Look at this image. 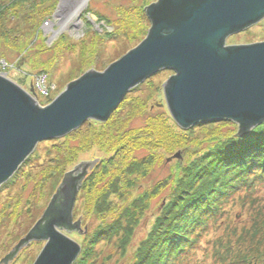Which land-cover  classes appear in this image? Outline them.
Returning <instances> with one entry per match:
<instances>
[{"label":"rangeland","instance_id":"1","mask_svg":"<svg viewBox=\"0 0 264 264\" xmlns=\"http://www.w3.org/2000/svg\"><path fill=\"white\" fill-rule=\"evenodd\" d=\"M129 1L84 0L85 4L78 11L75 19L69 20V24L61 28L60 22L65 16L64 13L60 14L64 7L63 0H0L1 49L7 53V57L3 59L6 65L4 72H1L2 75L4 74L3 77L26 91L39 106H47L70 82L88 71L103 72L110 64L135 48L145 38L146 35L134 36L137 28L134 12L132 11L130 15L122 13L121 8L127 6ZM138 1L144 5V10L153 3V0ZM43 2L52 6V10L41 17L39 25L35 28L34 23L31 22L32 12L41 9L45 5ZM17 4L18 7H16ZM19 10L18 18H13L12 12ZM113 29L117 33L115 39L107 36V34H112ZM63 35L68 37L66 40L69 46L60 49L61 46L56 43L57 41L63 42ZM262 41H264V18L244 31L230 36L226 40V45H248ZM71 46L74 47L71 48ZM33 64L38 66L40 72L30 69ZM173 75L175 74L172 71L162 70L131 89L124 96L125 99H122L123 103L120 102L121 105L119 104L120 107L113 118L122 123L126 122L130 129L140 131L146 124V116L143 114L145 111L152 115L151 117H157L164 111L169 115L164 101L163 86ZM36 76L44 77L47 96H41L36 92L33 85V77ZM30 88L32 93H30ZM89 122L106 123L87 120L83 124ZM213 122L216 121L207 123ZM197 125L202 124L199 123L190 128ZM70 133L66 135L67 141L61 142L59 138L60 141L54 139L39 142L14 175L0 186V259L40 219L65 173L73 170L80 162H91L97 159L98 163V158L103 157V150L99 146L85 152H77L79 150L78 140L90 134L86 132V129L82 128V132L77 134L71 135ZM197 133L199 131H196L195 135ZM196 137L200 138V136H194ZM74 148L77 149L74 150ZM135 148L138 149L135 154L141 158L143 151L139 146ZM73 153H76V156ZM186 154L187 152L183 150L176 151L166 158L164 166H155L145 178L134 180L135 190L130 194L129 201L125 198L120 200L117 195L111 198L113 204L109 207L113 208L111 211L116 213L120 210L123 212L126 204L135 200L138 193L148 191L150 196L158 193L155 198H152L149 209L142 215H138L136 221L138 224L135 227L132 241L124 252L118 249L115 238L103 239L95 243L92 256L88 258L86 264L135 263V248L150 231L154 218L161 208L160 204L162 206L166 200L168 187L162 188L164 186L162 184L169 172L172 173L176 169L177 163H182L188 158ZM175 155H179V158H173ZM95 166L88 169L81 181L82 185L90 175L84 188L89 187L87 182L90 181H92L90 186L94 188L102 183V180L95 179V173L92 174ZM261 177L255 180L250 187L248 185L249 188L235 189L226 193L220 201L221 206L211 218V221H216L208 223L207 228L196 240L197 244L177 257L175 264L226 263L225 259L219 260V258L226 256L228 248L232 249L231 253L236 261L242 257L251 260L242 264H264V178L261 179ZM81 185L74 199L71 218L73 223L80 217L79 228L85 232L79 234L78 230H69V233L62 231L80 247V252L72 264L78 260L86 241L101 223L97 220L96 212L87 214L86 204L91 199V194L87 192V189H80ZM93 215L96 216V221L91 218ZM44 244L45 241L41 240H31L25 243L7 264H33ZM96 253L98 256L94 257Z\"/></svg>","mask_w":264,"mask_h":264},{"label":"water","instance_id":"2","mask_svg":"<svg viewBox=\"0 0 264 264\" xmlns=\"http://www.w3.org/2000/svg\"><path fill=\"white\" fill-rule=\"evenodd\" d=\"M153 1L144 10L150 27L135 48L103 72L88 71L70 82L45 107L0 75V186L39 142L62 138L87 120L106 122L131 89L162 70L175 74L163 95L179 128L229 121L241 136L264 122V41L226 45L264 18V0ZM96 163L80 162L63 175L40 219L0 264L31 240L45 241L33 264L74 262L80 247L62 231L85 232L80 217L72 223L71 215L81 181Z\"/></svg>","mask_w":264,"mask_h":264},{"label":"trees","instance_id":"3","mask_svg":"<svg viewBox=\"0 0 264 264\" xmlns=\"http://www.w3.org/2000/svg\"><path fill=\"white\" fill-rule=\"evenodd\" d=\"M144 1L146 2L142 0ZM129 2L127 6L121 8L122 13L130 15L132 11L134 12L137 21L134 36H144L149 27L144 5L138 0ZM46 5L32 12L31 22L35 28L39 25L41 17L52 10V6ZM19 14L20 10L12 12L13 18H18ZM114 31L113 29L112 34L107 36L115 39L117 33ZM63 37V42L56 43L61 46L60 49L69 46L66 40L68 37L65 35ZM6 57L7 53L1 49L0 41V58ZM30 69L40 72L38 66L34 64ZM120 105L106 123L89 122L70 133L72 135L82 132V128L90 133L78 140L77 152H85L97 146L103 150V157L98 158L99 162L92 171V174L95 173V179L102 180V183L94 188L90 186L92 185L90 181L87 182L89 187L84 188L90 178L88 175L80 188L87 189L91 194V199L86 204L87 214L96 212L97 220L101 223L86 241L75 264H86L88 258L92 256L95 243L103 239L115 238L118 249L121 252L126 250L138 224L136 222L138 215L149 209L152 198L158 193L151 196L148 191L138 193L135 200L126 204L123 212L120 210L121 213L111 211L113 209L109 207L113 204L111 198L117 195L120 200L130 199V194L135 190L134 180L145 178L153 167L164 166L166 158L176 151L183 150L187 152L188 158L182 163H177L172 173L169 172L162 184L164 185L162 188L168 187L166 200L162 206L160 204L161 208L154 218L150 231L135 248L134 264H175L177 257L197 244L196 240L207 228L208 223L216 221H211V218L221 206L220 201L226 193L249 188L255 180L261 176L264 178V122L247 134L239 136L237 126L229 121H216L181 130L166 111L157 117H151L152 115L145 111L146 114H143L146 116V124L140 131H136L128 128L126 122L122 123L113 118ZM196 131H199L197 135ZM67 136L61 138V142L67 141ZM137 146L144 153L141 158L135 154ZM73 154L76 156V153ZM116 200L118 202L117 198ZM91 218L96 221L95 215ZM228 249L226 256L219 258L226 260V263L222 261L221 264H242L251 261L244 257L236 261L233 259L232 249ZM97 256L96 253L94 257Z\"/></svg>","mask_w":264,"mask_h":264},{"label":"bare ground","instance_id":"4","mask_svg":"<svg viewBox=\"0 0 264 264\" xmlns=\"http://www.w3.org/2000/svg\"><path fill=\"white\" fill-rule=\"evenodd\" d=\"M64 1V7L60 11L61 13H64V17L62 18L60 24L62 25L61 28L66 27L69 23V20H74L76 14L80 9L84 6L85 2L84 0H63Z\"/></svg>","mask_w":264,"mask_h":264},{"label":"built area","instance_id":"5","mask_svg":"<svg viewBox=\"0 0 264 264\" xmlns=\"http://www.w3.org/2000/svg\"><path fill=\"white\" fill-rule=\"evenodd\" d=\"M5 63L3 61V59L0 58V73L3 71L4 72V69H5ZM1 76L2 73L0 74ZM34 78V88L36 89V92H38L39 95L41 96H47L48 95V91L46 89V86H45V79L44 77L42 76H36V77H33Z\"/></svg>","mask_w":264,"mask_h":264},{"label":"flooded vegetation","instance_id":"6","mask_svg":"<svg viewBox=\"0 0 264 264\" xmlns=\"http://www.w3.org/2000/svg\"><path fill=\"white\" fill-rule=\"evenodd\" d=\"M154 2V1H153Z\"/></svg>","mask_w":264,"mask_h":264}]
</instances>
